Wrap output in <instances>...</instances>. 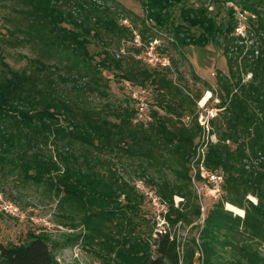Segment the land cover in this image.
Instances as JSON below:
<instances>
[{
    "label": "trees",
    "instance_id": "trees-1",
    "mask_svg": "<svg viewBox=\"0 0 264 264\" xmlns=\"http://www.w3.org/2000/svg\"><path fill=\"white\" fill-rule=\"evenodd\" d=\"M10 1L24 10L30 21L27 34L30 33L31 39L46 53L59 58L54 70L63 67L71 77L72 71L77 70L76 76L85 79L77 90L106 96L109 85L103 72L115 69L121 72L123 80L140 86L151 83L164 94L166 81L155 70L159 67L149 68L145 63L143 66L141 60L134 58L117 59L107 49L102 59L94 63L88 51L90 37L102 39L104 32L107 38L133 35L128 27L119 25L123 17L117 18L116 12L98 0ZM141 1L147 19L158 27L171 26L176 41L182 45L204 47L217 42L220 36L237 39L233 33L238 20L232 8L228 10L230 19L220 24L206 6L183 8L181 17L186 28L175 26L171 15V9L185 0ZM213 1L226 4L231 0ZM238 4L243 11L250 12L248 33L258 43L249 50L251 57L242 59L229 56L227 49L229 71L219 77L221 110L210 122V135H215L217 141L207 142L204 166L224 175V200L209 212L201 230L197 247L202 252V264H225L218 260L219 248L229 249L233 256L251 264L254 246L264 245V17L258 0H239ZM191 28L199 29L200 34H191ZM237 50L240 56L244 49L237 47ZM64 61L71 64L67 62L64 66ZM248 74L251 77L245 81ZM64 76L60 73L56 79L41 61L29 70L9 69L0 75V171L20 172L24 179L50 185L65 203L80 211L86 229L84 245L88 249L101 247L103 251L97 254L105 264H182L181 243L176 234L166 230L153 238V227L147 233L142 232L140 222L145 219L140 218V211L144 197L134 185L112 169L104 173L90 167L83 170L72 153L59 155L63 164L60 165L53 157L45 158L39 146L47 145L52 137L55 141L68 138L69 142L94 151L122 152L151 162L156 160L155 151L165 158V149H169L171 157L183 168L184 180L179 185L164 181L156 189L169 204L166 220L175 226L187 220L185 210L175 207L174 197L184 198L182 206L185 200L191 201L188 163L196 152L195 141L202 128L198 122L189 128L157 113L155 123L148 127L134 125L137 111L129 108L115 115L119 122H114L106 112L79 107V101L63 96L58 80L67 81ZM72 80L78 83L77 79ZM168 111L181 116L171 107ZM62 118L68 127L61 124ZM249 195L257 198V204L248 199ZM225 203L244 209L245 216H233L225 210ZM195 215H201L199 206ZM0 264L58 263L45 237L33 235L25 244H0Z\"/></svg>",
    "mask_w": 264,
    "mask_h": 264
},
{
    "label": "rangeland",
    "instance_id": "rangeland-1",
    "mask_svg": "<svg viewBox=\"0 0 264 264\" xmlns=\"http://www.w3.org/2000/svg\"><path fill=\"white\" fill-rule=\"evenodd\" d=\"M64 1L71 0H60L61 3ZM258 1L259 9L264 17V0ZM98 2L116 12L117 18L123 17L119 20V25L128 27L132 30L133 35L130 36L131 38H128L127 35H122V38L116 36L107 38L104 32L102 39L90 37L88 51L94 58V63L102 59L103 51L107 49L117 59L132 60L134 58L141 60L149 68L159 67L155 70L159 71L166 81L164 94L151 83L140 86L123 80L120 77L121 72L115 69L103 72L109 85L106 96L84 94L77 90L76 87L82 85L85 79L80 80L76 76L77 70L72 71V77L66 75V70L63 67H60L59 71L54 70V65L58 63L59 58L55 54L46 53L47 51L42 46L31 39L30 33L27 34L30 21L22 7L10 0H0V75L8 73L9 69L14 71L29 70L37 61H41L46 65L47 70H51L56 79L60 73L65 75L67 81L58 80L59 91L63 96L79 101V107L106 112L109 119L114 122H119L115 115L124 113V109H136L130 98V89L127 86L129 83L133 88L144 91L150 104L147 115L135 116L134 125L140 124L148 127L155 123L154 114L157 113L158 116L173 119L174 122L183 123L190 128L195 126L200 114L205 112V108L218 106L221 102L219 77L227 75L229 71L226 50L229 49V56H237L242 59L251 57L249 50L258 43L257 39L248 33L249 22L238 13L242 9V6L238 4L239 0H231L226 4H218L213 0H185L171 9L172 21L175 26L186 27L187 25L181 17L183 8L206 6L219 24L226 23L230 19L228 10L231 8L237 12L238 18H243L241 22L244 25L238 30L240 23L238 21V26L233 33V36L238 40H226L220 36L217 42H211L204 47L178 43L171 26L158 27L155 22L147 19L141 0H98ZM248 13L251 15L250 12ZM238 18L236 19L238 20ZM190 31L191 34L197 36L200 34V30L197 28H191ZM184 35L181 34V37ZM150 43L154 44V53L156 52L157 57L166 59L165 66L147 64L146 52ZM237 47L244 49L240 56H238ZM137 51L140 53L138 54ZM67 62L64 61V66ZM68 63L71 64V62ZM145 64L143 66H146ZM250 77L251 74L245 76V81H248ZM72 78L77 79L78 83L75 84ZM208 93L211 96L207 101H204ZM169 107L175 109L176 113L178 112L181 116L176 117L177 114L169 112ZM61 124L68 127L64 118H62ZM209 141L216 142L217 139L215 136L211 137L210 134H204L201 129V133L195 141L196 152L188 163L191 201L185 200V204L182 206L184 198L178 195L174 197L175 207L183 208L187 214L186 222L172 226L165 219L162 229L171 230L178 237L183 255L182 264H202V252L197 247L200 242L201 230L209 212L224 200L222 186L218 193L212 189V184L208 180L198 174L200 165L203 164L202 148L206 147ZM165 150L167 151L165 158L155 151L156 160L151 162L146 158L130 157L122 152L113 154L111 151H94L80 143L69 142L68 138L55 141L52 137L47 145L42 143L39 146V152L45 158L53 157L59 161L60 165L63 164L59 160V155L65 156L72 153L78 157L83 170L86 171L90 167L104 173L112 169L124 181L134 185L138 193L144 197L140 218L149 222L147 223L145 220L140 222L142 232L147 233L149 228L153 227V238L158 234L157 217L160 215V211L152 206L151 196H147L145 192L152 191L157 195L156 197L160 199L161 209L162 203H164V217L166 218L169 213V204L157 193L156 185L164 181L179 185L184 180L183 168L171 157L169 149ZM171 168L176 169L177 172H173ZM13 172L0 171V244H25L31 240L33 235H41L47 240L58 264H105V261L97 254L102 250L101 247L94 246L88 249L89 247L84 245L86 229L82 223L80 211L74 210L73 207L65 203L61 195L50 185L24 179L20 172ZM248 199L255 204L258 202L257 198L252 195H249ZM6 204L12 205V213L1 210ZM229 205L232 204L225 203L224 208L231 211L233 216L242 218L245 216L244 209L232 205L242 212L232 210ZM195 206L200 207L201 215L199 217L195 215ZM140 218L138 219L140 220ZM218 256V260L225 264L226 262L235 264L239 260L241 262L238 264H249L239 256H233V252L229 249L219 248ZM253 257L254 262L251 264H264V245L254 246Z\"/></svg>",
    "mask_w": 264,
    "mask_h": 264
},
{
    "label": "built area",
    "instance_id": "built-area-1",
    "mask_svg": "<svg viewBox=\"0 0 264 264\" xmlns=\"http://www.w3.org/2000/svg\"><path fill=\"white\" fill-rule=\"evenodd\" d=\"M235 13H237L235 11ZM239 15H241V17H244V19L247 21L249 13L247 11H243L241 9V11L238 12ZM237 17V15H236ZM238 18V17H237ZM243 19V18H242ZM241 18H238L239 23V28L244 25V23L241 22L242 20ZM147 64L155 66L157 64H160L161 66H165V62L166 59L162 58V57H157L156 52L154 53V49L155 46L153 43H150V46H147ZM128 89H130V98L133 100L134 104H135V108L137 111V116H143V115H147L146 113L148 112V109L150 107V104L147 100V97L145 96L144 91L141 90H137L135 88H133L131 86V84L127 83ZM205 112L203 114H200L198 122L204 132V134L209 135L210 131H211V125L210 122L212 119H214L215 117H217L218 112H220L221 109L218 108V106H214V107H209V108H205L204 109ZM215 135H211V137H214ZM203 151V159H202V163L200 165V171H199V175H201L203 178H205L206 180H208L211 184H212V189L216 190V192L220 193L221 191V186L224 182V175L218 172H213V171H209L207 168H205L204 166V152H205V147L202 148ZM145 194L147 196H151V200L150 202H152V206H154L155 208H157L158 211H160V215H158L157 217V224L159 226V229H157L158 233H163L166 231V229L162 230L164 228V223H165V217H164V203H162V209L160 208L161 203H160V199L157 198L156 194H154L152 191H146ZM154 195V197H153ZM1 210L7 212V213H12L13 211V207L12 205L6 204L5 207H2Z\"/></svg>",
    "mask_w": 264,
    "mask_h": 264
},
{
    "label": "bare ground",
    "instance_id": "bare-ground-1",
    "mask_svg": "<svg viewBox=\"0 0 264 264\" xmlns=\"http://www.w3.org/2000/svg\"><path fill=\"white\" fill-rule=\"evenodd\" d=\"M210 96H211L210 93H208V94L206 95L204 101H207V99L210 98ZM229 207H230V209H232V210H238V211L242 212V210H239V209H237L236 207H234V206H232V205H229Z\"/></svg>",
    "mask_w": 264,
    "mask_h": 264
}]
</instances>
